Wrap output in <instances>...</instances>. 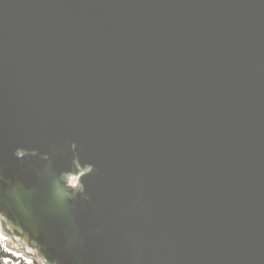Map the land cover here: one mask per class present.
I'll return each mask as SVG.
<instances>
[{
	"label": "water",
	"instance_id": "95a60500",
	"mask_svg": "<svg viewBox=\"0 0 264 264\" xmlns=\"http://www.w3.org/2000/svg\"><path fill=\"white\" fill-rule=\"evenodd\" d=\"M0 231L41 264H264V0H0Z\"/></svg>",
	"mask_w": 264,
	"mask_h": 264
},
{
	"label": "trees",
	"instance_id": "16d2710c",
	"mask_svg": "<svg viewBox=\"0 0 264 264\" xmlns=\"http://www.w3.org/2000/svg\"><path fill=\"white\" fill-rule=\"evenodd\" d=\"M6 237L0 231V264H35V260L10 250L6 244Z\"/></svg>",
	"mask_w": 264,
	"mask_h": 264
},
{
	"label": "built area",
	"instance_id": "2783aa9c",
	"mask_svg": "<svg viewBox=\"0 0 264 264\" xmlns=\"http://www.w3.org/2000/svg\"><path fill=\"white\" fill-rule=\"evenodd\" d=\"M70 183L71 184H76L77 183V178L70 177ZM35 264H38V262H35Z\"/></svg>",
	"mask_w": 264,
	"mask_h": 264
},
{
	"label": "rangeland",
	"instance_id": "374dc122",
	"mask_svg": "<svg viewBox=\"0 0 264 264\" xmlns=\"http://www.w3.org/2000/svg\"><path fill=\"white\" fill-rule=\"evenodd\" d=\"M36 262H38V264H41V262H40V261H36Z\"/></svg>",
	"mask_w": 264,
	"mask_h": 264
}]
</instances>
